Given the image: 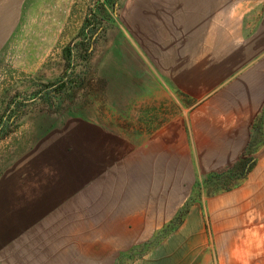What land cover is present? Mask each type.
<instances>
[{
    "label": "crops",
    "instance_id": "0c3cea01",
    "mask_svg": "<svg viewBox=\"0 0 264 264\" xmlns=\"http://www.w3.org/2000/svg\"><path fill=\"white\" fill-rule=\"evenodd\" d=\"M258 1L170 2L160 55L147 54L144 69L90 80L98 86L99 118L105 120L99 119L96 139L83 136L80 190L83 209L96 224L79 231L58 229L56 212L26 213L23 208L16 223L3 227L2 264H118L155 237L165 238L129 264H200L204 221H211L218 236L227 234L235 220L249 217L262 184L227 183L235 173L249 171L252 127L264 109V14L260 17ZM24 2L0 0V6L15 7L17 13ZM220 18L228 36L221 51ZM42 26L56 27L51 22ZM118 118L129 124L128 131L117 126ZM211 180L225 189L207 198L203 189ZM44 183L41 196L27 198L40 199L52 211L62 204L64 195L57 193L67 188ZM187 203L183 222L167 232ZM219 219L226 221L220 228ZM256 228L261 243L264 224Z\"/></svg>",
    "mask_w": 264,
    "mask_h": 264
},
{
    "label": "rangeland",
    "instance_id": "374dc122",
    "mask_svg": "<svg viewBox=\"0 0 264 264\" xmlns=\"http://www.w3.org/2000/svg\"><path fill=\"white\" fill-rule=\"evenodd\" d=\"M35 1L25 0L17 13L15 7L0 6V246L3 227L16 223L23 208L26 213L33 209L43 214L56 212L58 229L79 231L94 227L96 222L89 220L83 209L80 190L83 136L96 139L99 119L103 122L105 118H99V89L90 80L99 74L111 77L118 70L144 69L147 54L160 55L169 31L165 15L170 2H177L119 0L116 11L104 7L100 13L96 8L98 0ZM224 2L217 0L219 4ZM258 4L261 17L264 0ZM49 22L56 27L43 28ZM224 22V18L219 19L216 31L219 51L228 40ZM115 121L118 127L129 130V124L122 125V119ZM110 123L114 124V119ZM249 164L244 176L235 173L227 184L236 187L241 179L259 182L263 187L256 189L259 197L251 203L249 217L235 220L227 234L213 235L211 221H204L207 236L200 264H259L264 260L259 252V247L264 248V236L259 243L255 231L258 224H264V109L252 127ZM44 182L67 188L57 193L64 195L62 204L52 211L40 199L27 198L38 197ZM218 186L222 187L219 180L209 181L203 189L205 197L225 189ZM190 206L185 205L167 232L183 222ZM45 218L48 215L43 216L47 221ZM44 220L41 224L46 223ZM225 224L224 220L217 221L218 228ZM194 226L193 220L189 229ZM163 238H152L122 256L118 264L133 263ZM42 264L48 262L43 260ZM194 264H199L198 260Z\"/></svg>",
    "mask_w": 264,
    "mask_h": 264
},
{
    "label": "trees",
    "instance_id": "16d2710c",
    "mask_svg": "<svg viewBox=\"0 0 264 264\" xmlns=\"http://www.w3.org/2000/svg\"><path fill=\"white\" fill-rule=\"evenodd\" d=\"M119 0H98L97 1V10L101 13L104 7L111 8L113 11H116L117 3ZM97 22V21H96ZM98 26V24H97ZM96 29V28H95ZM97 30V29H96ZM92 32V31H91ZM93 33V32H92Z\"/></svg>",
    "mask_w": 264,
    "mask_h": 264
}]
</instances>
